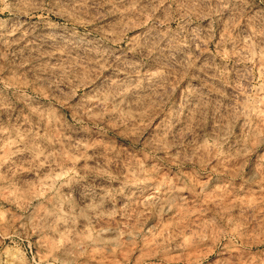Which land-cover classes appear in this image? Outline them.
<instances>
[{
  "label": "clouds",
  "instance_id": "obj_1",
  "mask_svg": "<svg viewBox=\"0 0 264 264\" xmlns=\"http://www.w3.org/2000/svg\"><path fill=\"white\" fill-rule=\"evenodd\" d=\"M258 164L264 0H0V264H264Z\"/></svg>",
  "mask_w": 264,
  "mask_h": 264
},
{
  "label": "rangeland",
  "instance_id": "obj_2",
  "mask_svg": "<svg viewBox=\"0 0 264 264\" xmlns=\"http://www.w3.org/2000/svg\"><path fill=\"white\" fill-rule=\"evenodd\" d=\"M257 167H258V168H264V164H258ZM197 254H198V253L193 252V253H190L189 255H190V256H195V255H197ZM173 264H175V262H173Z\"/></svg>",
  "mask_w": 264,
  "mask_h": 264
}]
</instances>
